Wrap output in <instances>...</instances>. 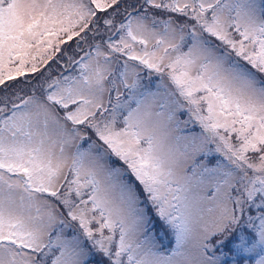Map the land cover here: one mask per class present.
Returning a JSON list of instances; mask_svg holds the SVG:
<instances>
[{"label":"snow or ice","instance_id":"snow-or-ice-1","mask_svg":"<svg viewBox=\"0 0 264 264\" xmlns=\"http://www.w3.org/2000/svg\"><path fill=\"white\" fill-rule=\"evenodd\" d=\"M0 264H264V0H0Z\"/></svg>","mask_w":264,"mask_h":264}]
</instances>
